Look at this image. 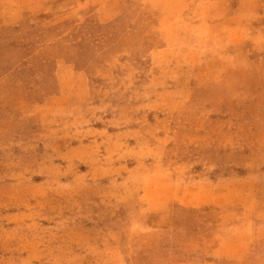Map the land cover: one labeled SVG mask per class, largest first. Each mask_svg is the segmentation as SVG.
I'll return each mask as SVG.
<instances>
[{"label": "rangeland", "instance_id": "rangeland-1", "mask_svg": "<svg viewBox=\"0 0 264 264\" xmlns=\"http://www.w3.org/2000/svg\"><path fill=\"white\" fill-rule=\"evenodd\" d=\"M0 264H264V0H0Z\"/></svg>", "mask_w": 264, "mask_h": 264}]
</instances>
